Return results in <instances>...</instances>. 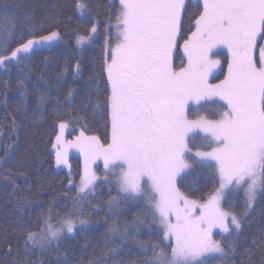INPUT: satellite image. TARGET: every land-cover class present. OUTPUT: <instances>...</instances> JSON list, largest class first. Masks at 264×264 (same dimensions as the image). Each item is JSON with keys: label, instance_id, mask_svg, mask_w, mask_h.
<instances>
[{"label": "snow or ice", "instance_id": "obj_1", "mask_svg": "<svg viewBox=\"0 0 264 264\" xmlns=\"http://www.w3.org/2000/svg\"><path fill=\"white\" fill-rule=\"evenodd\" d=\"M72 7L82 26L73 34L74 54L102 37L101 57L87 79L82 56L65 57L54 81L43 73L40 79L64 102L50 97L58 131L48 142L49 159L57 169H70L69 153L80 154L79 184L68 174L79 195L68 197L71 207L65 202L63 212L53 200L25 220L33 201L21 190L16 239L7 231L0 238V264H45L41 257L53 253L48 264H264V233L237 259L245 224L264 201V0H73ZM62 25L52 17L17 34L15 17L0 5V70L19 69L21 107L29 95V62L37 51L64 42ZM47 99L41 94L37 108ZM9 115L0 179L13 186L15 197L18 177L28 188L30 159L17 157L21 125ZM96 126L103 136L89 134ZM201 177L212 187L193 198ZM102 186L109 191L108 213L126 202L139 211L130 222L109 225L99 255L93 250L88 257L82 249V259L72 260L62 245L93 215H103L105 224L113 219L89 200ZM142 230L148 241L140 238ZM130 242L141 259L121 257Z\"/></svg>", "mask_w": 264, "mask_h": 264}, {"label": "trees", "instance_id": "obj_2", "mask_svg": "<svg viewBox=\"0 0 264 264\" xmlns=\"http://www.w3.org/2000/svg\"><path fill=\"white\" fill-rule=\"evenodd\" d=\"M104 2L107 0H94V3ZM73 0H0V5L8 6V14L15 17V32L17 34L21 32H27L28 26L34 24L39 28L41 23L46 22L52 17L62 19L64 24L60 28V31L64 37L63 43H55L52 47H46L37 51L29 62L31 72L28 76L29 84V95L27 96V103L21 107L20 105V94L17 91L15 85L18 75L20 74L19 69L13 68L10 72L5 73L0 70V142H4V137L7 135L8 128L7 124L10 120L11 115L16 116L20 123L19 142L17 145L16 153L17 157L23 156L27 153L30 164L28 165V188L25 189V182L23 178H17V184L20 186L16 191L15 197L13 196V186L7 181L0 179V238L7 231L9 238L15 241L16 237L12 232V229L16 227L15 221L20 218V213L16 211V200L21 195V190H25L29 198L32 199V207L24 209V219H27L28 213H33V216L39 213L42 209H46L47 205L53 200L57 201L58 209L63 212L65 202L71 207V201L68 197H74L79 195L75 190L74 186L68 184V172L61 169H57L54 166V157L49 159L48 142L54 140V131H58V126L55 123L56 117L53 113V108L56 105L55 97L61 101L63 105L62 94L57 91L55 87H49L47 81H54L56 74L64 64V58L72 56L73 59H79L83 57L86 65L84 78L87 79L88 71L96 66V63L101 57V48L103 46V38L101 37L91 47L83 50L82 52H76L74 31L82 26L79 22V18L74 8L72 7ZM30 14L31 18L26 19V15ZM103 21V17H100ZM44 31H47L45 27ZM15 47V44H13ZM224 61L223 57H220ZM41 73H43L45 80H41ZM8 82L7 88L5 82ZM66 87V84L65 86ZM102 87V85H101ZM7 93V108L4 107L3 101L5 100L4 93ZM41 94L45 97H49L47 102L43 104L41 108H37L39 98ZM20 108L17 112L16 109ZM35 109V111H34ZM60 118L67 120L68 114L61 112ZM79 133V128L76 129V134ZM89 134H98L103 136L102 126H96L94 131ZM67 136V132H66ZM71 152H76L75 150ZM80 155V154H79ZM82 161V159H81ZM69 163L71 168L69 169L72 173V179L75 184H79V174L81 173L80 158L74 154L69 157ZM64 168V166H61ZM69 171V172H70ZM205 177H201L200 188L201 192H198L193 198H199L202 192H207L211 189V184L204 183ZM101 184V183H98ZM73 190L69 192V188ZM40 189L37 192V189ZM183 190V189H182ZM36 193L35 196L32 194ZM67 194V195H66ZM116 191L113 187L111 196H115ZM243 193L241 192L238 197L241 198ZM109 191L106 186H102L97 189V197L92 200L94 205H99L104 208V211L108 213L107 202L109 200ZM223 203V202H222ZM88 207V202H85V209ZM227 207V205H225ZM264 208V201H261L256 206V211L251 214L248 222L245 224L243 235L240 237V249L239 256L237 259L245 254L246 248L253 247V240L258 238L264 233V214L261 213V209ZM115 214L112 215L113 219L108 224L103 223L105 217L92 216L89 226L81 233L75 236V239H69L61 247V251L66 252L68 257L75 261L82 259V249L85 250L88 257H91L93 250L99 255L103 249L104 235L106 229L113 223L118 221L123 224L125 221L130 222L132 217L139 209L131 202H126L121 207L113 210ZM219 232V230H214ZM140 238L144 241L149 240L147 230H142ZM217 239L220 237L217 236ZM128 251L122 252L121 257L125 260H137L141 259L138 250L135 245L131 242L126 246ZM259 260V256L254 257ZM41 259H44L45 264L49 261L55 260V253L51 256L44 254ZM86 264V260L84 261Z\"/></svg>", "mask_w": 264, "mask_h": 264}, {"label": "rangeland", "instance_id": "obj_3", "mask_svg": "<svg viewBox=\"0 0 264 264\" xmlns=\"http://www.w3.org/2000/svg\"><path fill=\"white\" fill-rule=\"evenodd\" d=\"M225 51H226V50H225ZM222 64H223V61H222ZM224 67H225V71H226V65H224ZM215 72H219V69H216ZM215 72H214V74H215ZM221 78H222V77H221ZM74 154L78 155L79 158H80L81 173H82V170H83V158L79 155V153H75V152H70V153H69V157H71V156L74 155ZM81 159H82V161H81ZM97 164H100V165H101L100 168L97 170V175H100V174L103 172L102 163H101L100 161H98ZM93 168L95 169L96 166L93 165ZM60 169L63 170V171H66V172H68V173H69V171H70L69 168H66V167H64V168H60ZM97 183H102V181L98 180Z\"/></svg>", "mask_w": 264, "mask_h": 264}]
</instances>
